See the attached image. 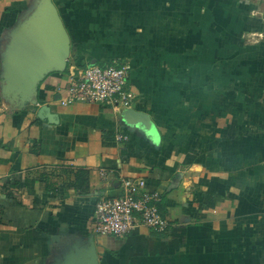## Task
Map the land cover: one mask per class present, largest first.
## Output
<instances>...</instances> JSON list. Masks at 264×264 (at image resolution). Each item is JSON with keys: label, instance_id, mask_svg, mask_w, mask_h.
Masks as SVG:
<instances>
[{"label": "crops", "instance_id": "0c3cea01", "mask_svg": "<svg viewBox=\"0 0 264 264\" xmlns=\"http://www.w3.org/2000/svg\"><path fill=\"white\" fill-rule=\"evenodd\" d=\"M42 1L0 0V264H53L90 237L99 264H264V0H51L65 67L20 81ZM92 61L129 64L128 108L60 104ZM125 178L159 193L164 231L92 232Z\"/></svg>", "mask_w": 264, "mask_h": 264}, {"label": "built area", "instance_id": "2783aa9c", "mask_svg": "<svg viewBox=\"0 0 264 264\" xmlns=\"http://www.w3.org/2000/svg\"><path fill=\"white\" fill-rule=\"evenodd\" d=\"M129 70L128 63L119 61L79 66L70 71L68 88L60 104L82 102L128 108L134 101ZM120 187L118 195L96 201L92 220L95 235L121 238L140 227L155 232L166 229L167 221L158 210L161 197L157 191L147 188L144 178H125Z\"/></svg>", "mask_w": 264, "mask_h": 264}, {"label": "water", "instance_id": "95a60500", "mask_svg": "<svg viewBox=\"0 0 264 264\" xmlns=\"http://www.w3.org/2000/svg\"><path fill=\"white\" fill-rule=\"evenodd\" d=\"M70 36L56 6L43 0L39 9L23 25L14 47V61L20 81L39 76L55 66L62 70L70 51ZM92 61L90 64L93 65ZM93 238L87 244L75 242L62 259L53 264H99Z\"/></svg>", "mask_w": 264, "mask_h": 264}, {"label": "trees", "instance_id": "16d2710c", "mask_svg": "<svg viewBox=\"0 0 264 264\" xmlns=\"http://www.w3.org/2000/svg\"><path fill=\"white\" fill-rule=\"evenodd\" d=\"M161 205H162V202H160V203L158 204V210H159L160 214L163 215V213H162V211H161Z\"/></svg>", "mask_w": 264, "mask_h": 264}]
</instances>
